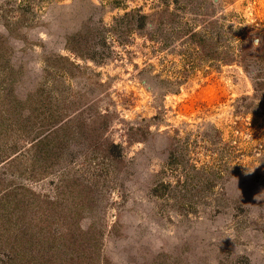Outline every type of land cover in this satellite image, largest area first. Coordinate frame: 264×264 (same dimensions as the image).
<instances>
[{"label":"rangeland","instance_id":"374dc122","mask_svg":"<svg viewBox=\"0 0 264 264\" xmlns=\"http://www.w3.org/2000/svg\"><path fill=\"white\" fill-rule=\"evenodd\" d=\"M21 1L0 264H264V0Z\"/></svg>","mask_w":264,"mask_h":264},{"label":"trees","instance_id":"16d2710c","mask_svg":"<svg viewBox=\"0 0 264 264\" xmlns=\"http://www.w3.org/2000/svg\"><path fill=\"white\" fill-rule=\"evenodd\" d=\"M39 1H42V0H36V2H39ZM21 2H23L22 4L21 3H19L18 5H17V10H22V12H25V10L26 11H29V10H31V7H30V4H32V3H35V1L34 0H22ZM146 15H140V19L142 20V21H145V19H146ZM24 20H25V18H23V19H20V20H18L17 22H20V21H22V22H24ZM244 50H245V52L247 53V51H249V46L247 45H244ZM243 50V51H244ZM72 51V50H71ZM254 88H255V90H257V89H263L264 90V78H262L261 80H258V81H255V83H254ZM55 130L49 135V136H46V137H44V139L45 140H49L50 139V141H51V139H53V137L55 136ZM43 140H40L39 142H34V147L36 148V147H39L40 146V144H41V142H42ZM112 147H117L118 148V145H116V144H113L112 143V145H111ZM170 147V148H169ZM168 148H169V151H170V153L171 154H174L173 153V151H172V149H173V144H172V141L169 143V145H168ZM106 152H108V153H110L111 154V149H108ZM15 158V157H14ZM13 157L10 159V161H12L13 162V159H14ZM6 159V158H5ZM9 161V160H8ZM7 161V162H8ZM14 162H15V160H14ZM173 162V161H172ZM9 163V162H8ZM160 184L158 183V185L157 186H159ZM161 187H163L164 189H167L168 191H169V193H170V190H169V186L168 185H163V184H161ZM10 261H12V262H14L13 261V259L11 258L10 259Z\"/></svg>","mask_w":264,"mask_h":264}]
</instances>
